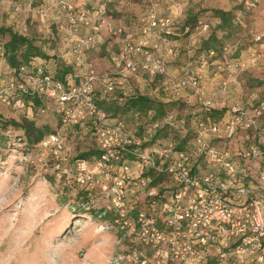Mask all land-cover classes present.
Segmentation results:
<instances>
[{
  "label": "rangeland",
  "instance_id": "obj_1",
  "mask_svg": "<svg viewBox=\"0 0 264 264\" xmlns=\"http://www.w3.org/2000/svg\"><path fill=\"white\" fill-rule=\"evenodd\" d=\"M69 1L73 4V0ZM56 2L47 0L45 5H40L37 1L32 4L30 0H0V25L11 27L34 39L42 51L54 55L60 63L74 59V56L65 48V38L70 35L65 28L66 18L64 15L59 16V4ZM90 2V5L97 6L98 0ZM102 8V14H91L97 18L90 15L93 23H102L98 29L99 42L96 47L84 51V63L75 65L78 70L91 68L98 73L111 72L114 79L123 77L127 92L138 91L164 101H174L169 110L178 117H184L188 125L192 124V112L198 104L190 87H182L179 82L187 71L199 65L202 58L207 60L206 66L202 68L207 92H221L215 96L217 103H221L224 97L225 103H249L264 96V65L258 61L247 64L253 52L264 51V40L257 42L253 39L255 33H264V0H258L250 8L248 0H113L107 3V10ZM214 8L231 10V27L224 30L217 27L220 19L212 12ZM151 14L173 20L172 33L168 39L170 46L177 51V55L167 62V74L156 79L144 73L125 70L119 56L129 31L138 41L159 42L149 31L150 35L147 33L146 36L142 32L144 20L146 22ZM194 16L197 22L192 29L186 28L190 32H185L182 28L185 19ZM199 21L208 25L206 31L198 30ZM83 28L80 31L83 32ZM210 32H214L219 39L217 45H222L221 53L213 57L202 53L200 49L202 40ZM6 37L0 35V44ZM236 48L238 56L233 55ZM240 56L248 66L238 71L236 86L231 83V87L222 92V82L228 78L229 66L234 58ZM217 60L225 69L218 70L217 64L211 63ZM5 71V58L0 48V74ZM32 111V120L37 126H48L62 133L61 151L65 153L66 159L57 158L54 149L44 151L36 144H27L22 129L9 126L1 130L7 140L5 146L0 147V264H111L117 254L135 252L139 257L145 253V249L149 251L147 244L137 238H131L133 242L128 240L127 223L121 228L127 236L122 241L120 236H116V227L112 228L108 220L107 227L98 218L90 219L80 213L96 209L108 218L114 215L110 188L114 181L113 175L120 170L121 165L113 163L110 168L103 167L102 174L95 177L92 185L82 184L76 179L77 159L73 157L95 147L90 131L85 127L63 126L53 100L43 101ZM0 114L5 119L15 121H21L26 115L23 109L7 107L1 102ZM139 116H124V120L132 128L150 121L149 115ZM164 133L168 139L176 142L190 136V133L184 136L183 132L172 130ZM140 134L135 133L136 136ZM140 141L142 144L143 140ZM144 149L146 147L141 148ZM90 168L94 169V165ZM129 168L134 174L141 169L137 163L132 164V167L129 165ZM124 185L127 207H131L132 201H137L136 206H133L135 209H147L145 194L140 193L138 198L130 197V186ZM170 186V179L165 177L155 188L158 190ZM123 264L132 263L125 261Z\"/></svg>",
  "mask_w": 264,
  "mask_h": 264
},
{
  "label": "built area",
  "instance_id": "obj_2",
  "mask_svg": "<svg viewBox=\"0 0 264 264\" xmlns=\"http://www.w3.org/2000/svg\"><path fill=\"white\" fill-rule=\"evenodd\" d=\"M257 2L248 0V8ZM56 3L61 7L59 16L66 18L65 28L70 35L68 45L76 63L81 65L85 49L95 46V33L100 31L102 23H93L88 10L75 8L69 0H57ZM172 24L171 18L155 14L147 17L146 22L144 20L142 32L146 36L149 31L151 36L159 39L157 43L138 41L133 32H127L119 53L124 69L134 72L140 68L152 75L167 74L168 60L177 55L168 39ZM197 27L201 32L208 29V25L200 21ZM82 28L83 32L80 31ZM263 37V33H255L253 39L258 42ZM208 55L213 57L215 52L210 50ZM249 61V65L257 61L264 65V51L253 52ZM211 63L217 64L218 70L225 69L219 60ZM206 64L207 60L202 58L198 66L180 79L179 85L190 87L200 105L199 110L228 105L219 119L207 121L199 118L191 127L194 130L193 146L206 156L209 168L192 174L188 154L184 151L173 154L172 142L156 150L165 159H172L166 170L179 187L171 201L164 205L162 220L165 229L157 227L155 219L144 212H138L134 222L121 220L120 227L127 223L130 233L146 243L152 252L149 256L141 254L139 257L135 252L117 254L111 264H123L125 261L132 264H264V96L250 104L238 101L225 103L226 97L217 103L215 96L219 91L206 90L202 70ZM247 64L233 59L228 78L222 82V92L227 91L231 83L236 86L238 71H243ZM81 72V82L73 85H64L40 67L34 75H26L24 80L32 92L54 100L63 126L78 122L83 124L87 119L93 121L96 142L104 153L95 160L94 169L88 167L85 160L76 161V179L82 184L92 185L95 177L102 174L103 167L110 168L122 159L120 149L133 143L140 144V140L131 139L121 121L109 123L105 112L91 96L96 83L102 86L104 92H111L115 83L121 84L122 79H114L111 72L98 73L91 68H84ZM23 88V84H7L6 79L1 78L0 99L5 101V91ZM21 104L20 100L14 102L17 107ZM174 119L175 114L168 113L163 122L174 125ZM178 122L181 126L187 125L183 119ZM156 126L158 124L154 123L153 127ZM218 138L235 141L239 146L218 145ZM39 147L44 151L54 149L57 153L62 148L60 132L57 130L43 137ZM136 155L144 163L155 165L152 154ZM120 165V170L113 175L110 191L112 205L123 218L131 211L125 203L127 190L124 183L130 186V197L138 198L140 193L152 195L155 190H146L149 178L139 179L130 170L129 164L122 162Z\"/></svg>",
  "mask_w": 264,
  "mask_h": 264
},
{
  "label": "trees",
  "instance_id": "obj_3",
  "mask_svg": "<svg viewBox=\"0 0 264 264\" xmlns=\"http://www.w3.org/2000/svg\"><path fill=\"white\" fill-rule=\"evenodd\" d=\"M35 1H37L40 5H45L47 3V0H30L32 4H35ZM111 1L113 0H98L97 7L94 5H90V0H79L78 4L77 0H73V5L75 4V8H79L81 10H88L89 15L93 14L94 12L96 13V15H99L103 13L102 7H104V10H107V3L109 4L111 3ZM57 7L59 8V6ZM57 7H54V9H56ZM64 12H66V9L64 10ZM212 12L220 19V22L217 25L218 28L224 30L232 26L231 10L214 8L212 9ZM94 18H97V16ZM196 22L197 18L195 16L190 19H185L182 28L185 30V32H190L187 31L186 28H188L189 30L190 28L192 29ZM99 32L95 33L96 43L94 47H96L97 43L99 42ZM0 35L7 36L5 41L0 44L1 52L3 57L5 58L6 63V71L3 72V74H0V79L5 78L7 84L13 82L15 85L23 84L24 86L23 89L5 91V101L0 99V102L1 104L7 107L23 109L24 113L26 114L25 118H23L21 121L5 119L0 114V147L5 146L7 140V137L3 134L1 130H5L9 126L22 129L27 144H36L37 146H39V142L41 141V139H43V137L51 133H56L57 130L53 131L49 129L48 126H37L32 120V109L36 105H40L41 103H43V101L50 98L44 94L32 92L30 85L25 82L24 77L26 75H34L35 70L40 67L43 69L44 72H49V74H51L54 79L61 81L62 83H64V85H73L81 82L83 74L81 70H78L79 68L76 67L78 64L76 63L75 58L68 61L65 60L59 63L58 59L54 55H49L48 53L42 51V48L35 43L34 39L28 37L27 35L17 30L12 29L11 27H4L0 25ZM263 40L264 37L262 38L261 42H263ZM68 41H70V39L66 37L65 48L71 51V48L68 45ZM217 42L219 43V39L217 38L216 34L214 32H210L207 37L202 40V43L200 45L202 53L208 54L210 50H213L216 55L220 54L222 45H217ZM86 49H89V47H87ZM238 54V48H236L233 55L238 56ZM62 56L65 57L64 55ZM72 56H74L73 53ZM240 58L242 57H236V59ZM120 59L123 63V59ZM133 73H144L149 77L151 76L153 79H156L157 76H160L159 74L152 75L149 72L144 71L140 68L136 69ZM120 78L122 79V83H115L114 88L111 92H104L102 86L99 83H96L94 86V90H92L91 92V96L96 102L97 106L105 112L109 123L121 121L124 124L125 129L128 131L129 137L131 139L143 140L142 144L140 141V144L133 143L128 146H125L123 149H120L119 153L120 155H122V159L117 162L116 165L122 164V162L124 163L125 161L131 167L134 163L139 164L141 168L140 172H135V175L139 179L149 178L150 181L146 184L147 186H145V188L146 190L148 188H153L155 190V193H153L152 195L144 196V200H146L145 202H147L146 206H148V208L145 210L140 211L138 209H135L133 206H136L137 201H132L130 204L131 211L126 214L123 218H120L116 210H114V215L112 214L111 216H109V218L105 215V213L101 214L100 211L96 209H88L85 211H81L80 213L86 217H89L90 219L93 217L98 218V220L106 224L105 226L107 227L109 226V224L112 228L116 227V236H120L122 238V241H124L126 239L125 237L128 236V240L133 242L131 238L135 240L134 235L131 234L129 231V234L126 236V233L124 234L123 230H121L120 226L122 225V221L129 220L134 222L136 220L137 213L144 212L147 216L153 217L155 219V225L157 227L164 230L165 225L162 220L163 209L165 207L164 205L171 201L174 193H176V191L179 189L178 185L175 184V182L173 181L172 176L166 170V167L172 159H165L162 155L158 154L156 150L165 148V146H167L169 142H172L173 146L171 152L173 154H176L180 151H184L188 154L189 168L192 174H199L203 168L205 170L208 169V159L196 147L193 146V124L194 121L199 118L206 119L207 121L219 119V117H221L226 111L227 105L215 107L211 110H199L200 105L197 102L198 106H196L191 116L192 124L188 125V121L184 117H178L177 114L169 110L174 101H164L162 99L154 98L149 96L148 94L141 93L138 91L127 92L128 90L125 87L124 79L123 77ZM261 82L262 81H259L258 83ZM98 91L99 93H97ZM15 100H20L22 102L21 106H14ZM256 100H252L251 102L246 104L253 103ZM6 101H8V103ZM57 112L59 115L58 108ZM168 113L175 114L174 125H168L163 122ZM142 114L150 116V121L144 125H138L137 127L132 128L129 126L126 120H124V116L140 117L139 115ZM179 119H183L187 125L181 126L178 122ZM154 123H157L158 126L153 127ZM71 125L75 127H85L86 129H88V132L90 131L91 136L95 141V147L79 152L77 155H75V157H73V159L75 158L77 160H85L88 167L93 166L95 160L104 153V150L100 149V146H98L96 142L93 121L87 119L83 122V124L78 122L75 124H68L67 126ZM166 130H172L179 133L183 132L185 134L184 136L190 133V136L187 135L186 137H183L181 141L176 142L174 139H168L166 137V133H164V131ZM136 132H141V134L136 136ZM60 137L63 144L62 133H60ZM216 143L218 145H222L224 147L228 146L230 148H235L239 146L237 142L228 141L224 138H218L216 140ZM142 147H146V149L141 150ZM136 153L152 154L154 156L155 165L152 166L147 163H144L136 155ZM55 155L57 158L66 159L65 153H62L61 149L58 150ZM165 177H168L171 181L170 188L160 187L157 190L155 188L156 184H158V182ZM106 220L109 221V224H107ZM147 248H149V251L148 249H145V253L143 254L149 256L152 250L148 245Z\"/></svg>",
  "mask_w": 264,
  "mask_h": 264
}]
</instances>
